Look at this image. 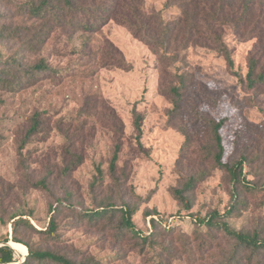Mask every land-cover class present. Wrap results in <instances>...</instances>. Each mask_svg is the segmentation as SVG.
Listing matches in <instances>:
<instances>
[{
    "label": "rangeland",
    "instance_id": "rangeland-1",
    "mask_svg": "<svg viewBox=\"0 0 264 264\" xmlns=\"http://www.w3.org/2000/svg\"><path fill=\"white\" fill-rule=\"evenodd\" d=\"M12 1L22 0H0L1 23L17 21L4 15L13 12ZM257 1L247 36L235 34L229 28L223 32L234 68L243 77L250 54L258 59V68L264 69V0ZM144 6L147 10H160L165 20L179 12L175 6L165 8L163 0H144ZM94 38L93 45L97 46L105 39L112 42L132 68L126 71L106 66L94 72L92 62L73 51L80 48L82 39L59 32L50 38L43 54L53 67L62 70L61 74L44 78L38 86L16 94L1 93L5 102L0 104V243L10 235L8 217L12 212L23 214L34 229L44 230L49 221V206L55 207L57 200H63L53 236L24 225L19 227L20 235L35 246H53L69 253L78 249L86 255L94 254L102 262L110 261L111 254H119L120 258L111 264H151L158 253L167 259L177 256L183 264H221L239 254V258H245V253L234 251L233 242L221 231L213 228L209 232L198 220L213 211L222 215L234 202L231 195L235 193L242 201L238 212L214 220H225L237 230L259 231L264 237V84L258 92L246 88L229 70L222 55L205 47L190 46L183 51L186 66L169 68L174 73L188 72L192 77L180 114L169 118L172 102L163 90L170 81L150 48L112 20ZM78 61L85 65L79 67ZM88 101H96L99 113L79 116L83 102ZM133 106L144 117L141 142L148 156L135 151ZM109 108L123 123L117 164L119 186L107 175L115 136L108 118ZM34 111L41 113V131L19 153L28 116ZM201 116L225 119L220 129L225 149L223 161L233 163L241 154L247 155L249 161L244 163L242 174L250 182V189L241 184L235 188L228 171L211 167L212 161L204 157L210 133ZM184 128L193 143L178 166ZM66 147L81 151L83 162L65 174L63 166L70 156ZM96 165L103 168L104 174L91 189ZM202 168L208 173L195 183L189 194L191 207L185 208L170 190L180 185L185 176ZM40 179H45L46 189L32 184ZM121 201L137 206L133 221L143 235L151 231V215L144 216L143 211L156 212L158 230L166 232L161 241L169 250H142L136 236L123 235L124 240H116L112 231H103L101 225L82 217L85 209ZM171 227L173 232L169 231ZM17 244L13 247L17 259L14 264L26 256L23 245ZM260 256L264 262V253ZM172 262L176 264L173 258ZM256 262L253 259L252 264Z\"/></svg>",
    "mask_w": 264,
    "mask_h": 264
},
{
    "label": "trees",
    "instance_id": "trees-1",
    "mask_svg": "<svg viewBox=\"0 0 264 264\" xmlns=\"http://www.w3.org/2000/svg\"><path fill=\"white\" fill-rule=\"evenodd\" d=\"M258 4L257 0H163L165 8L172 6L179 10L176 17L165 20L160 10H147L144 0H22L11 2V14L8 15L17 19L13 24L0 22V104L5 102L1 93L16 94L30 87L38 86L42 79L60 75L62 70L53 67L43 54L46 44L50 38L61 32L68 37H79L82 39L79 49H73L79 53L81 58H86L94 65V72L106 66L116 67L123 70H130L132 65L128 62L122 52L110 41L103 40L100 44L93 45L95 36L102 27L110 20L125 27L135 38L143 41L156 55L157 61L164 68L162 72L169 78L170 84L164 88L163 92L169 95L172 108L169 111V118H174L180 114L181 103L185 92L189 87L188 83L192 77L188 72H172L169 68L178 69L180 64L186 66L183 51L190 46H200L216 51L222 55L226 65L241 84L248 89H255L264 84V69L258 68V59L250 54L248 57L247 72L243 77L234 68L232 52L225 43L224 29H232L235 34L247 36L252 21L253 11ZM3 13L0 12V20ZM13 49L7 52V50ZM80 58V59H81ZM79 67L85 65L77 62ZM70 73V69H67ZM72 75V73H70ZM174 75V76H173ZM162 92V93H163ZM83 102L79 116L99 113L96 101ZM110 109V108H109ZM108 111L110 125L115 134L111 156L108 161L107 171L110 180L120 185V178L117 174V164L119 153L122 147L123 123L117 117L114 110ZM39 111H34L28 116V126L21 138L19 153L24 145L41 131L42 119ZM132 127L134 130L136 152L138 154L149 155L141 142L143 114L133 106ZM204 120L205 117H200ZM206 119V118H205ZM225 119H206L204 124L210 133V144H206L203 151L205 158L212 161L211 167L224 168L228 171L230 179L237 185L241 184L250 189V182L245 181L246 176L242 174L244 163L248 162L247 155L241 154L237 161L228 163L223 161L224 145L220 129ZM84 125H81L80 130ZM184 141L180 147L177 165L183 162L189 154V148L193 141L184 128L181 131ZM67 137V135H66ZM70 155L63 166V172L75 169L83 162L81 151L67 148ZM96 175L93 177L90 188L94 189L99 179L102 180L104 170L99 165L95 166ZM180 172L181 170L178 169ZM203 168L195 174H190L183 178L178 186L171 188V194L185 208L191 207L190 192L195 187V183L207 175ZM35 187L46 189L45 179L33 181ZM237 192V191H236ZM234 202L223 212L222 215L213 211L207 216L199 217V223L204 224L208 231L217 228L223 235L233 242L234 251L245 253V258L232 255L222 261L221 264H264L260 255L264 253V237L259 231H248L235 229L225 221H215V217L230 216L236 214L242 201L238 194L231 195ZM57 200V206H49V221L44 230L34 229L29 221L23 218V214L12 212L8 217L11 225L10 235L3 238V242L12 240L9 243H20L26 252L25 258L17 264H111L118 260L119 254H111L110 261L102 262L94 254L86 255L83 251L74 249L69 253L53 246H35L28 239L19 233V227L24 225L37 233L53 236L58 228L57 214L61 202ZM138 208L128 201H121L120 204L114 202H103L99 205L85 209L82 217L89 223L101 225L102 230L112 231L116 240H124L123 235L130 234V237H137L140 240L141 249L159 247L162 250H169V246L161 240L164 233L158 230L159 219L155 217L154 210L145 209L144 216L151 215V231L148 234H141L133 221V216ZM2 218V216H0ZM165 229V228H164ZM174 228H169L173 232ZM123 237V238H122ZM11 245V244H10ZM12 246V245H11ZM14 247V246H12ZM166 247V248H165ZM175 255V254H174ZM183 264L177 256L163 258L160 253L157 259L151 264ZM17 261L14 258V250L8 245L0 246V263H10Z\"/></svg>",
    "mask_w": 264,
    "mask_h": 264
},
{
    "label": "water",
    "instance_id": "water-1",
    "mask_svg": "<svg viewBox=\"0 0 264 264\" xmlns=\"http://www.w3.org/2000/svg\"><path fill=\"white\" fill-rule=\"evenodd\" d=\"M1 245H8V246H10V244L8 243V241H7V242L0 243V246H1ZM10 247L14 250V248H13L12 246H10ZM14 263H16V262L0 263V264H14Z\"/></svg>",
    "mask_w": 264,
    "mask_h": 264
},
{
    "label": "bare ground",
    "instance_id": "bare-ground-1",
    "mask_svg": "<svg viewBox=\"0 0 264 264\" xmlns=\"http://www.w3.org/2000/svg\"><path fill=\"white\" fill-rule=\"evenodd\" d=\"M13 246H17L16 243H12Z\"/></svg>",
    "mask_w": 264,
    "mask_h": 264
}]
</instances>
